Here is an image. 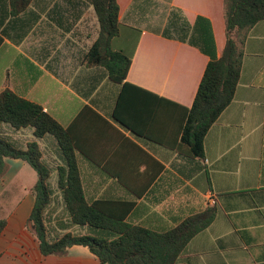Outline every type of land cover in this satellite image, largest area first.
<instances>
[{"label": "crops", "instance_id": "0c3cea01", "mask_svg": "<svg viewBox=\"0 0 264 264\" xmlns=\"http://www.w3.org/2000/svg\"><path fill=\"white\" fill-rule=\"evenodd\" d=\"M133 1L119 0L122 21ZM72 4L34 0L20 15L0 20V94L10 90L39 105L69 131L88 198L126 202L128 223L164 232L215 209L214 222L189 243L182 264H264V21L246 39L234 100L206 135L199 159L182 143V128L210 58L188 44L123 26L115 44L133 55L127 82L144 91L129 90L123 99L121 114L137 131L125 128L115 116L122 85L105 69L85 63L99 36L83 31L88 4ZM172 5L192 23L198 16L211 21L221 57L227 42L224 0ZM89 11L95 13L91 6ZM1 132L22 149L38 143L53 170L50 183L58 184V169L67 163L55 137L37 138L34 128L8 124ZM6 163L0 200L8 183L26 186L21 202L5 216L0 203V264H102L79 245L62 255H42L29 223L39 175L23 160ZM59 214L47 213L54 216L52 239L54 233L88 232L64 230Z\"/></svg>", "mask_w": 264, "mask_h": 264}, {"label": "trees", "instance_id": "16d2710c", "mask_svg": "<svg viewBox=\"0 0 264 264\" xmlns=\"http://www.w3.org/2000/svg\"><path fill=\"white\" fill-rule=\"evenodd\" d=\"M73 1H82L93 7L99 23L98 39L85 55V63L89 67L105 69L111 81L122 85L115 116L125 128L137 131L123 117L121 107L123 99L131 95L129 90H143L127 82L133 55L127 49H118L115 43L123 26L141 28L137 25L140 22L134 20L148 14L152 1L134 0L126 21L120 19L119 0H67L71 5ZM162 1L169 5L165 24L163 28L149 32L188 44L210 58L182 128V143L188 147L189 154L203 159L206 135L234 100L242 72L244 45L250 31L264 21V0H224L227 42L221 57H218L213 25L208 18L198 16L192 23L182 9L172 5L173 0ZM33 2L0 0L1 24L26 11ZM3 124L15 129L31 127L37 138L51 135L58 140L67 163L66 167L58 169L57 184L70 223L69 226L63 225V229L87 227V233L67 232L51 238L53 231L47 213L56 192L50 183L53 170L43 161L38 143H29L26 149L18 147L2 135ZM75 150L69 131L42 107L10 90L0 94V178L7 171V158L23 160L38 173L39 180L34 187L36 203L29 223L43 256L62 255L79 245L88 247L102 264H182L180 257L189 243L214 222L217 212L209 209L164 232L128 223L126 202L88 198L81 169L75 160Z\"/></svg>", "mask_w": 264, "mask_h": 264}, {"label": "rangeland", "instance_id": "374dc122", "mask_svg": "<svg viewBox=\"0 0 264 264\" xmlns=\"http://www.w3.org/2000/svg\"><path fill=\"white\" fill-rule=\"evenodd\" d=\"M152 1V8H150V10H148V14L142 16V18L139 20L138 17L135 18L134 22H140V24H137L138 26H140L141 28L147 30V31H152L154 29L160 28L164 26L165 21H166V17L168 15L169 10L167 11V7L169 6L167 2L162 1V0H151ZM149 3V2H148ZM85 12H86V18L83 22V31L87 34V33H96L99 30L96 29L95 30V25L94 22H96L95 19V13L93 11H89L90 6L89 5H85ZM126 17V16H125ZM124 21H126V19L124 18ZM99 33V32H98ZM19 181V180H18ZM18 181H14V182H10L8 183L7 189L5 190L2 199L0 200V203L2 204V208H3V212L2 214L7 215V213L10 210H13L14 208L17 207V205L21 202L22 198L25 196V184L22 182H18ZM34 184V183H32ZM33 186V185H30ZM54 189L55 191H57L58 187L57 185L54 184ZM52 211L56 210L59 211V215L57 216V219L62 220V224L63 225H68L69 226V220L67 219V214L65 212V208L63 205V198L62 195L57 194L54 197V205L52 204L51 208ZM53 217L51 216L49 218L48 216V222H49V227L51 229V231H53ZM4 218V217H3ZM57 226V224H56ZM74 232V231H73ZM77 233V232H74ZM79 234H83V232H80ZM55 237H58L59 235H57L56 233L53 234Z\"/></svg>", "mask_w": 264, "mask_h": 264}, {"label": "built area", "instance_id": "2783aa9c", "mask_svg": "<svg viewBox=\"0 0 264 264\" xmlns=\"http://www.w3.org/2000/svg\"><path fill=\"white\" fill-rule=\"evenodd\" d=\"M209 201H210L212 204H214V205L217 203V199H216V197L213 195V193L210 195Z\"/></svg>", "mask_w": 264, "mask_h": 264}]
</instances>
